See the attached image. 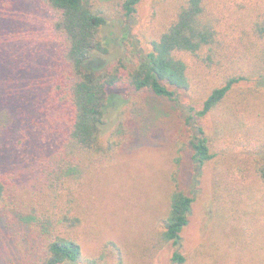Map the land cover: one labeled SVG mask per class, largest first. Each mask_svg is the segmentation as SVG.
<instances>
[{"label": "trees", "instance_id": "trees-1", "mask_svg": "<svg viewBox=\"0 0 264 264\" xmlns=\"http://www.w3.org/2000/svg\"><path fill=\"white\" fill-rule=\"evenodd\" d=\"M141 1L27 0L28 6L46 7L54 16L49 28L56 37L57 47L54 56L50 54L44 59L41 49L33 51L35 56L31 60L27 58L28 42L13 39L16 33L10 29L15 25L7 21L4 24L1 18L7 14L0 13V100L4 104L9 99V105L0 107V228H6L11 219L18 221L16 224L27 225L23 232L30 239V243L26 240L29 246H13L14 258L22 259L25 264L104 263V256L85 257L82 244L74 235L82 218L78 198L71 193L68 183L75 167L110 158L127 144L130 129L126 113L143 104L142 91L173 100L180 110L181 126L171 141L169 209L159 235L160 242L171 243L176 248L172 264H186L188 258L181 250L182 231L188 223L196 193L181 186L184 152H191L192 181L196 187L202 168L215 157L212 148L215 150L218 145L206 122L209 115L220 111L239 84L253 82L252 94H244L264 97V8L247 13V24L239 40L232 44L228 38L227 15L218 4L214 5L213 0H179L175 14L159 36L142 42L128 28L129 24H136ZM13 3L10 0L9 7ZM229 4L236 6L237 12L248 10L245 0ZM111 27H119L124 36L120 37L118 32L110 38ZM119 38L130 55L116 52L120 47ZM9 42L12 50H20L12 54ZM251 49H256L254 55L250 54ZM181 54H189L207 69L215 70L218 76V82L200 104L182 101V93L191 88V77ZM254 58L252 65L247 64L250 70L237 63V60L250 62ZM39 64L43 68L38 74L40 82L33 76ZM13 83L17 88L21 86L19 92L12 89ZM129 92L130 96H125ZM16 95L18 98L14 101ZM229 116L235 121L231 117L226 119L224 126L215 128L217 134L230 131L235 136L230 127L240 128L238 117L230 113ZM252 132L237 145L248 148L246 159L252 168L241 172H253L258 179L262 187L260 200L249 205L250 192L242 184L230 185L228 196L232 193L236 207L229 219V232L233 226L240 234L247 235L258 224L264 226V133L259 129ZM240 133L237 130L236 134ZM28 165L34 167L44 185L40 203H34L33 198L28 201L30 196L21 193L20 180L24 178L23 168ZM217 179V190L224 199L220 174ZM237 199L243 203L242 211L234 204Z\"/></svg>", "mask_w": 264, "mask_h": 264}, {"label": "rangeland", "instance_id": "rangeland-1", "mask_svg": "<svg viewBox=\"0 0 264 264\" xmlns=\"http://www.w3.org/2000/svg\"><path fill=\"white\" fill-rule=\"evenodd\" d=\"M12 1L14 3L9 7L10 0H0L2 2L0 13L7 14L1 19L4 24L6 21L14 23L15 26L10 29L12 33H16L13 36L14 40L23 39L25 43L28 42L27 58L29 60L34 58L35 49L42 50L40 52L42 59L49 58L47 56L50 54L54 56L57 42L49 28L54 16L48 13L46 7L42 6L41 9L32 4L28 6L27 0ZM178 1L142 0L136 24H129L128 27L127 23V27L131 28L135 38L142 42L149 37L159 36L175 14ZM230 1L234 5L237 4L235 0H213V3L218 4L222 13L227 15L228 38L232 44H236L238 37L241 36V30L247 24L245 19L247 13L264 8V0H245L248 2V10L238 9V12L236 6L232 7L229 4ZM120 29L111 27L108 31L109 37L113 38L118 32L117 35L124 36V31ZM115 39L117 41L118 37ZM115 39H112L113 42H116ZM119 44V51L116 49V52L124 51L127 54L129 49L123 48L120 38ZM8 47L12 54L20 50V48L12 50L10 42ZM255 53L256 49H251L250 54ZM129 55L128 57H131ZM181 55L188 64L191 77V88L182 93V101L184 104H200L207 91L218 82V76H215V70L207 69L189 54ZM134 57L137 59L136 55ZM255 60L256 58L248 62L241 59L237 60V63L240 66L246 65L245 69L250 70L251 67L247 64ZM48 61L50 60L43 62ZM42 71L43 68L39 64L36 76L33 75L39 82L41 75L38 74ZM19 88L21 86L17 88L15 83L12 84L14 92H19ZM253 91L254 83L251 81L237 85L219 108L220 111L209 115L206 122L218 145L215 150L212 148L215 157L202 168L200 181L196 187L192 181L194 165L191 161V152H184L181 186L186 190L193 189L196 193L188 223L182 231L181 250L188 258L186 264H264V226L258 224L256 230H251L248 235L246 232L240 234L233 226L229 232V219L236 208L232 202V193L228 198L230 185L242 184L249 190L247 201L249 205L259 202L262 190L253 172L242 174L241 169L249 172L252 167L246 159L248 148L237 145L240 139L249 137L250 133H253L252 130L259 129L260 133H264V97L259 98L261 97L259 95L248 97L244 94ZM125 96H130V92ZM140 96L143 104L126 113L130 129V140L127 144L110 158L75 167L71 182L68 183L72 188L71 193L78 198L82 218V223L74 235L82 244L84 256L89 259L104 256L102 264H172V256L176 250L171 243L160 242L159 232L162 230V220L169 209L171 141L181 126L180 110L173 100L154 96L150 91H142ZM17 98L18 95L13 100L17 101ZM0 101V107L9 105V99L4 101V104L2 100ZM229 113L238 117L237 127L240 128L230 127L235 136H232L230 131L226 133V129L225 135L217 134L215 128L224 126L225 120L231 117ZM231 119L235 121L233 117ZM235 124L237 125V122ZM237 130L241 132V136L236 134ZM23 170L24 178L20 180L23 187L21 193L25 197L30 196L28 201L33 198L34 203L42 202L43 198L40 195L44 186L42 180L31 165L24 167ZM219 174L223 180L224 199L220 197L222 193L216 186ZM234 204H238L241 211L244 208L239 199L234 200ZM16 222L18 221L11 219V222H7L6 228H0L1 264L7 262L16 264L17 260L20 264H25L22 259L14 258L13 246L16 244L20 248L29 246L30 239L26 238L23 232L27 225L25 228ZM257 222L259 223V217ZM27 239L29 243L26 242Z\"/></svg>", "mask_w": 264, "mask_h": 264}]
</instances>
